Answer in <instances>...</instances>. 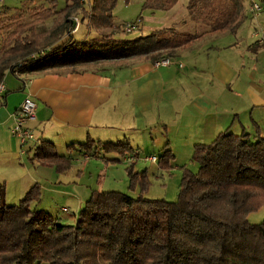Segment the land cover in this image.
Segmentation results:
<instances>
[{"label": "trees", "instance_id": "16d2710c", "mask_svg": "<svg viewBox=\"0 0 264 264\" xmlns=\"http://www.w3.org/2000/svg\"><path fill=\"white\" fill-rule=\"evenodd\" d=\"M65 1V8L57 10V0H50V8L35 11L34 21L20 22L6 35L0 82L7 71L19 76L132 58L155 63L174 58L178 50L206 34L236 33L246 19V0H210L205 10L208 0H188V12L205 26L202 30L179 31L171 26L145 36L121 38L127 32L113 15L118 0ZM178 1L163 0L155 8L145 0L143 8L168 10ZM79 11L94 36L76 40L69 34L56 46L71 26L70 19L45 39L49 44L35 33L36 22L48 21L60 12ZM8 19L0 18V31L10 27L13 18ZM66 150L63 154L54 142L40 140L29 160L34 166H53L65 173L73 152L121 162L133 148L125 140L101 142L87 136ZM165 152L164 158L169 156ZM110 153L117 157H107ZM164 158L157 160L161 166L168 164ZM191 162L197 170L183 167L174 201L148 198L145 171L135 172L131 162L129 190L140 187L137 196L93 190L73 224L32 206L41 199L38 183L19 202L8 204L6 184L0 181V264H264V220L253 224L248 219L264 207V137L244 129L235 133L228 127L211 142L196 144Z\"/></svg>", "mask_w": 264, "mask_h": 264}, {"label": "crops", "instance_id": "0c3cea01", "mask_svg": "<svg viewBox=\"0 0 264 264\" xmlns=\"http://www.w3.org/2000/svg\"><path fill=\"white\" fill-rule=\"evenodd\" d=\"M177 5L178 2L169 12H174ZM184 21L182 17L173 18L175 24ZM237 32L206 34L178 50L169 66L156 67L149 60L132 58L19 76L5 72L2 80L5 91L0 96V181L6 185L16 184L15 199L24 196L28 181L39 179V175L31 171L24 174L27 166L24 158L29 159L40 140L54 142L61 153L67 154L69 144L81 143L87 136L101 142L125 140L131 146L135 142L139 148L151 142L152 149L164 140L162 146L168 145L171 149L180 143L181 131L188 133L184 138H190L194 145L211 142L228 127L233 131V125L227 123L229 118L224 119V114L220 113L219 99L221 101L228 92L241 94L247 90L251 96L256 94L248 89L245 73L234 69L221 54L226 50L255 54L257 49L264 48V35L256 43L224 41L227 34L236 36ZM65 39L63 36L60 42ZM27 97L36 104V117L28 126L37 140L22 145L11 129ZM254 98L255 105H261V100ZM172 117L169 131L165 130V135L159 137L156 130L166 123L169 126L168 118ZM138 147H134L138 152L135 154L137 163L147 155H156L141 154ZM76 155L84 160V156L71 153L72 158L78 160ZM41 200L32 206L51 212L40 206Z\"/></svg>", "mask_w": 264, "mask_h": 264}, {"label": "rangeland", "instance_id": "374dc122", "mask_svg": "<svg viewBox=\"0 0 264 264\" xmlns=\"http://www.w3.org/2000/svg\"><path fill=\"white\" fill-rule=\"evenodd\" d=\"M144 2L145 0H129L128 2L125 0H118L113 10L115 21L118 22V24H124L123 27H125L128 23H139L137 30L121 34V38H136L139 36H145L155 30L171 26H174L179 31H200L205 27L192 19L187 9L188 0H179L174 12H169V9L151 10V8H143ZM252 2L259 4L262 7V11L256 16H253L249 12V7ZM149 3V5L156 8L160 6L158 4L163 3V0H150ZM209 3L210 0H208L203 10L209 9ZM56 4L57 10H61L65 8L66 1L57 0ZM51 6L52 3L50 0H0V18H13L11 22L7 21L10 23L8 25L10 27H6L0 31V57L3 52V40L15 27V25L20 22L34 21L35 11H39L43 8H50ZM207 6L208 8H206ZM245 9L246 21L237 30L238 32L236 36H229L230 34H227L224 41L228 42L229 40L231 42H235L246 40L256 43V41L263 39L264 0H246ZM80 12L81 11L70 13L69 15H67L66 12H60L48 21H38L35 23V33L39 34L40 39L47 43L50 40L46 42L45 39H48V36L52 33V31L54 30V32H58L59 28L64 27L65 21L70 19L77 20L79 22L78 30L73 34L76 40H82L87 35L94 36L95 33L88 26V20H83ZM174 17H182L185 21L181 24H175L173 23ZM70 29V26L69 29H66L67 32L64 29L65 33L63 36H65L66 39L70 34ZM254 34H258V36L254 37ZM58 42H60V40ZM58 42L55 43L56 46L60 45L64 41L60 43ZM260 48V50L257 49L258 51L255 54L242 50H222L224 53L221 54V58H225L234 69L245 73L249 82L248 89L256 95L251 96L247 93V90L245 93L241 94L237 92H228L221 97V101L219 99V103H221L220 113L224 114V119H226V117L229 118L227 123L228 125L230 123L231 126L233 125L232 129L234 132L240 133L242 129H244L251 135L259 132L264 137V48ZM80 67H83V65H79L76 68ZM254 97L261 100L259 102L261 105H255L257 103L255 102ZM168 119L169 126L166 123V127L161 126L156 130L159 137H163L165 135V130L169 131L174 117ZM187 134V132L181 131L180 136L182 138L179 140L180 143L174 144V146L170 147L171 149H168V145V147L162 146L164 140H161V143L159 145L157 144L155 149L151 148L154 147L151 142L146 145L142 144V147L140 146L141 148H139L134 142L132 146L133 151L128 153L125 156L126 158L124 157L125 160H121V162H104L100 159L85 160V158H89L87 155L83 157L84 160H81V158L76 155V157L79 158V161L75 158L72 159L70 168L65 173L57 172L56 168L53 166L35 167L31 164L30 160L25 157L24 161L27 166L24 169V174L31 171L32 173H35V175H39L37 182L28 181L27 190L35 183H38L41 187L42 198L40 206L49 209L53 214L61 217L65 224H73L75 223L78 211L93 190H114L124 192L132 197L137 196L140 191V187H136L133 191L129 190L130 177L128 175V167L132 162L135 164V172H139L141 174L145 171V175L149 181V187L144 194L148 198L174 201L177 198L180 189L183 167L186 166L193 171L197 170V165L194 162H191L195 145L190 138H184ZM158 146L162 147L157 149ZM134 147H138V151L141 154H156L154 156H156L157 159L161 156L164 158L166 153L165 151H169L167 153H169L170 157L167 155L164 158V160H168V164L161 166L158 161L153 162L146 159L149 155H147L143 161H139L137 163L135 154H138V152H135L136 149H134ZM75 154L78 153L75 152ZM111 155L117 157L116 153H110L107 156ZM41 169L44 172H40ZM26 179L29 180L28 177ZM14 187L17 188L15 183L6 185V200L8 204H16L19 202L18 199H15L17 196L13 195V191L15 190ZM248 219L253 224L262 222L264 220V207L250 213Z\"/></svg>", "mask_w": 264, "mask_h": 264}, {"label": "built area", "instance_id": "2783aa9c", "mask_svg": "<svg viewBox=\"0 0 264 264\" xmlns=\"http://www.w3.org/2000/svg\"><path fill=\"white\" fill-rule=\"evenodd\" d=\"M262 11V7L259 4L253 3L249 7V12L256 16ZM79 22L77 20H71V29L69 30L70 34H73L76 32L78 28ZM139 23H128L125 25V30L127 33H130L132 31L137 30ZM173 62L172 58H165L161 59L159 61H156L154 64L156 67L159 66H169ZM5 86L3 82H0V96L4 93ZM36 117V104L35 102L30 98L27 97L23 103L20 105L17 113H16V119L13 124V127L11 129L12 135L17 137L22 145L35 142L36 135L28 126V122L31 120H34ZM146 159L151 160L153 162H157L156 156H148Z\"/></svg>", "mask_w": 264, "mask_h": 264}]
</instances>
